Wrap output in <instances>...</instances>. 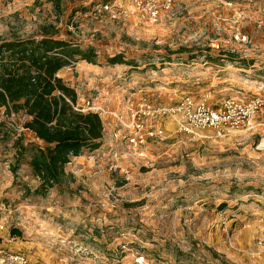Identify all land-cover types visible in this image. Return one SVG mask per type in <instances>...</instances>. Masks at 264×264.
Instances as JSON below:
<instances>
[{
    "label": "rangeland",
    "instance_id": "obj_1",
    "mask_svg": "<svg viewBox=\"0 0 264 264\" xmlns=\"http://www.w3.org/2000/svg\"><path fill=\"white\" fill-rule=\"evenodd\" d=\"M151 8L148 0H0V40L47 33L80 54L96 51V64L76 55L58 75L79 108L107 111L100 147L39 194L30 167L38 141L18 131L21 114L0 111L1 235L13 238L4 242L12 251L46 264H137L139 256L141 264H264V131L201 138L148 113L187 97L216 106L262 94L264 0H179L155 21ZM115 56L126 64H110ZM112 113L127 124L136 114L135 129ZM132 137L145 156L130 149Z\"/></svg>",
    "mask_w": 264,
    "mask_h": 264
},
{
    "label": "trees",
    "instance_id": "obj_2",
    "mask_svg": "<svg viewBox=\"0 0 264 264\" xmlns=\"http://www.w3.org/2000/svg\"><path fill=\"white\" fill-rule=\"evenodd\" d=\"M110 2L111 0H105ZM96 51L78 53L67 41L44 33L38 39L0 40V110L8 117H26L24 129L38 141L31 148L30 167L47 192L66 177L65 167L86 150L100 147L104 137L102 118L74 109L78 97L58 73L81 59L96 64ZM110 64H126L121 56ZM23 144L22 136L18 139ZM26 151V148L24 149ZM20 234L12 230V235Z\"/></svg>",
    "mask_w": 264,
    "mask_h": 264
},
{
    "label": "built area",
    "instance_id": "obj_3",
    "mask_svg": "<svg viewBox=\"0 0 264 264\" xmlns=\"http://www.w3.org/2000/svg\"><path fill=\"white\" fill-rule=\"evenodd\" d=\"M178 1L179 0H148V3L152 4L151 20L155 21L157 18L170 13L173 9L174 4ZM105 7L109 8L108 5H106ZM262 92V94L255 97L250 102H242L235 99H229L216 106L209 105L204 99L196 101L194 98L187 97L174 106L159 108L148 113L173 118L176 121L180 132L186 134H194L201 138L225 139L229 135L239 132H248L257 128H261V130L264 131V123H253L254 119L258 117L257 115H259L260 113L264 115V89H262ZM74 109L78 112L83 113H96L101 118L103 114H107V111L105 109L97 107L94 102H87L86 107L83 108H79L77 104ZM112 114L123 128L135 129V121L137 116L136 114H132L133 120L130 124H127L122 116L116 113ZM25 121L26 117H22L21 127L18 128V131H28L23 127ZM136 127L139 128L138 126ZM127 141L130 149L135 151V156H145L142 151L138 153L139 146L141 143H143L141 142V140H138L136 137H132L128 138ZM114 158L115 161L110 166V170H116L118 167L116 162L119 161V158L117 155H115ZM4 232H7V227L6 223L0 215V264H45L41 261L30 259L23 253L13 252L5 248L4 242L7 241L8 243H11L12 238L8 236L4 241V237L1 235V233ZM258 245L263 251L264 237H262V239L258 242ZM143 261V256H139L136 259L137 264H141Z\"/></svg>",
    "mask_w": 264,
    "mask_h": 264
},
{
    "label": "crops",
    "instance_id": "obj_4",
    "mask_svg": "<svg viewBox=\"0 0 264 264\" xmlns=\"http://www.w3.org/2000/svg\"><path fill=\"white\" fill-rule=\"evenodd\" d=\"M59 74V73H58ZM58 77H59V75H58ZM26 133L28 134V136H30L31 138H33V140H35V138H34V135H33V133H31V132H29V131H26ZM78 158V157H77ZM77 158H74V159H77ZM72 162V161H71ZM12 241H13V238H12ZM5 248H8V246L7 245H5ZM8 250H10V251H12V249H10V248H8ZM13 252H16V251H13ZM23 254H25V253H23ZM25 255H27V254H25ZM28 256V255H27ZM30 259H33V258H31L30 256H28ZM33 260H38V259H33ZM39 261V260H38ZM46 264V263H45ZM48 264V263H47Z\"/></svg>",
    "mask_w": 264,
    "mask_h": 264
}]
</instances>
